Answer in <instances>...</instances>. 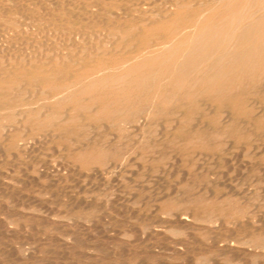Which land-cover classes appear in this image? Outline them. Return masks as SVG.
Listing matches in <instances>:
<instances>
[{
	"label": "bare ground",
	"instance_id": "1",
	"mask_svg": "<svg viewBox=\"0 0 264 264\" xmlns=\"http://www.w3.org/2000/svg\"><path fill=\"white\" fill-rule=\"evenodd\" d=\"M32 1H34V0H32ZM177 1H179V0H177ZM207 1H209V0H207ZM13 2H16V1L15 0H0V151H1V153L8 151V153L10 155L11 154L19 155L18 154L19 152H20V154H22V152L19 151L20 149L18 150V148H20L19 145L21 144V142L24 143L27 138H29L30 136L31 137L34 136L36 133H38L40 131L46 132L47 134L49 133L53 137L56 136L58 139H61V140L63 138L61 136L63 135L66 138H69L70 143H73V146H72L73 151H69V153L73 152V156H74L73 159H74L75 164H72V165H77V166H79V169L82 168L85 170V169H94L96 167H104V166L108 165L110 162H112L113 158H115V157L121 158L125 153L124 149L123 150L121 149L123 145H125V147L133 146L134 147L133 149H136V150H142V151L145 150L146 152L148 151L149 153L153 154V156L155 154H159V153H160L159 156H161V154L163 155V153L165 154L167 148H169L167 151V152H169L170 149L174 150L173 149L174 147L176 148L178 146L177 149H179V148L183 149V147H184L185 149L191 150V152H192L191 155L198 153L197 156H195V157H198L197 161H198V159L200 161V156L202 155V152L204 151V147L206 146V144L208 146L210 144H213V145H215L217 147H221V148L224 146H225L224 148H226V146L228 144H230V145L232 144V136H231L232 128L235 126V123L237 122V120L239 121V119H241V128H242L244 135L247 137V139H252L254 135H259V133H263V130L261 128L264 129V102L260 101L259 99H254L252 97L254 95L253 91L255 90L256 85H257L256 82H259L260 84H262L264 82V22L262 23V21L260 19L261 17L259 18V15L261 14V12L264 11V0H262V1L261 0H217V1L214 0L213 2H215V3H217V2L222 3L221 5L218 4V5H220V7H216V5H215V7H211V6L205 7L202 10L197 9V10L201 11L200 14L198 13L199 15L197 14L198 16L201 15V17H199L195 21L194 20L193 21L186 20L187 18L186 19L181 18V17L179 18L180 14H182V12H183L182 9L189 11L187 9H190L193 6V5H191V7H189L185 4L180 3V1H179L176 4L172 5L174 7V9L169 10V12H167L166 16H165V14L163 15V16H165L164 18L160 19L158 17V19H155V20H149L148 19V20H142V21L136 22V23L132 22V21L127 22L124 20L125 22L116 24L117 26H115L113 24L115 27L109 31H106L107 33L105 32V34L104 33L101 34L99 31L100 34H97V35H92L90 33H89L90 35L74 34V35H71L67 38H65V36H66L65 35L64 37H62L63 39L65 38L64 43H63V41L60 42L61 36H60V38H58L56 36V34L55 35L53 34V36H51L52 32L58 33L59 32L58 29L61 30V28L56 27V28H58L56 30H54L53 28H49L51 26L50 23H48L50 26L48 25L49 27H47V28L51 29L50 31H48V32L44 31V30H46L45 27L47 25L45 27L43 26L44 30L43 29L42 30L44 31V35H46L45 33H49L51 35L50 36L46 35L42 39L41 38V37H43L41 35L42 30L40 29L41 30L40 31L39 27H37L38 26L37 24H41V21L39 22V20L37 21V19L33 20L34 17H31L32 15H31V13L29 14L27 7H25V5H22V7L20 9V8H17L19 5L17 6ZM169 2L170 1H168L167 3H169ZM213 2L211 1V3H213ZM22 3H23V1H22ZM42 3H44V2H42ZM191 3H193V2H191ZM198 5H196V6H198ZM32 6H34V5L31 4V8L33 9ZM173 7H171V8H173ZM29 8H30V6H29ZM85 8H87V7L85 6ZM193 8H195V7L193 6ZM38 9H40V8L38 7ZM101 9H103V8H101ZM143 10H145V9H143ZM32 11H34V10H32ZM96 12H97V10H96ZM146 12H148V11H146ZM161 12H163V11H160V13ZM37 13H39V12H37ZM142 13H140V15ZM80 14H81V12H80ZM51 15L54 16L53 13ZM75 15H77V14H75ZM100 15L98 14V16H100ZM140 15H139V17H140ZM34 16H35V14H34ZM52 16H50L51 19H52ZM156 16H158V15H156ZM87 17H88V15H87ZM147 18H148V14H147ZM87 19L89 20V18H87ZM91 19H92V17H91ZM94 19L97 20L96 17H94ZM93 20H92V22L91 21H89V22H91L92 24L96 23V21L93 22ZM110 20H112V19H110ZM34 21L35 22L37 21L35 23L36 25L33 24ZM59 22H60V20H59ZM16 23H18V26H20V27L22 26V23H27V25L29 23V26L25 25V26H27L26 28L23 26L25 28L22 31L23 33L17 34V33H15L18 31L17 28L14 29L13 27L9 26V25L16 24ZM43 23H42V25H43ZM46 23H44V24H46ZM51 23L53 24L54 22H51ZM113 23H115V22H113ZM30 24H31V26H30ZM102 24H104V23H102ZM111 24H112V22H111ZM54 25H52V26L54 27ZM66 26L67 25H65V28L68 29ZM66 29H62L61 31L65 30V33H68L67 32L68 30L66 31ZM106 29H108V28H106ZM83 30L86 32L85 28ZM102 30H101V32L104 31V30L103 31ZM36 31L40 32V34L39 33L35 34L34 32H36ZM79 31H80V29H79ZM79 31H77V33ZM12 32H14L17 35L16 36L14 34V36L17 37V39L15 41H13L14 38L11 39L12 38ZM80 32H82V31H80ZM87 32H88V30H87ZM97 33H98V31H97ZM261 88H262V86H261ZM261 88L259 85L258 89H261ZM262 91L263 90H261V94H262ZM252 93H253V95L251 96ZM233 94L235 96H232ZM237 94H239L238 96H240L239 99L236 96ZM255 95L257 97H260L259 96L260 93L257 95L255 92ZM231 96L233 97L232 99H235V101L239 100V102L241 103L239 105V108L237 107V109L239 110L238 113H234L231 110L229 111V109H227L228 108L227 103L229 104V101H231V99H229ZM257 97H255V98H257ZM236 98H237V100H236ZM254 110L256 113L254 112ZM204 111L206 112L207 116L208 115L210 116V114H211V119H209V117H208V119H209L208 121H207V118L206 119L204 118L205 116H202L205 114ZM167 117L171 118V121L169 120L170 123L168 125L163 121V119L167 118ZM135 119L139 123L138 124L139 126L135 124L136 126H138L137 127L138 130L136 132L134 129L136 134H134L135 133L134 132L132 137L129 139L130 136L128 134H124L123 132H125L127 130V128H129L128 126L131 125V122L133 120L135 122ZM153 124L156 125L154 128H156V127L157 128L155 131L152 132L151 129L153 127ZM215 125H216V127H215ZM150 127H151V129H150L151 131L149 130ZM131 128H132V126H131ZM82 135L84 138H81ZM263 135H264V133L261 136L264 137ZM262 140H264V139H262ZM62 141H64V140H62ZM67 141H68V139H67ZM125 141H127V142L125 143ZM27 143L26 142L24 143L25 146ZM30 145H32V144H30ZM27 146L30 147L29 145H27ZM208 146H207V148H208ZM21 147H23V146L21 145ZM32 147H33V145H32ZM263 147H264V145L262 144V148ZM227 148H229V147H227ZM24 149H25V147H24ZM53 149H54V147H53ZM240 149L241 150L239 152L241 153V151H243L244 149L242 150V147ZM26 150H29V148H27ZM63 150H66V149L64 148ZM263 150H264V148H263ZM59 151L60 150H58L57 152H59ZM174 152H176V151L174 150ZM27 153H28V151H27ZM9 154L8 155L6 154V156L8 157ZM30 154H32V153H30ZM35 154H36V152H35ZM189 154H190V151H189ZM165 155H163V157ZM174 155L176 156V153H172V155H170V156H174ZM213 155H214V153H213ZM240 157H238V158H240ZM8 158H11V157H8ZM145 158L148 159V157H145ZM164 158H166V157H164ZM169 158H167V159H169ZM192 158H194V157H192ZM126 159L127 158H125L124 160H126ZM170 159H171V161H173L172 157ZM170 159H169V161H170ZM194 159H196V158H194ZM8 160H6V161H8ZM11 160H13V159H11ZM14 160H15V158H14ZM23 160H25V159H23ZM54 160H55V158H54ZM150 160L148 159L149 163H150ZM178 160H182V159L180 158ZM232 161H233V159H232ZM23 162H25V161H23ZM51 162L52 161H50V163ZM61 162H63V161H61ZM161 162L163 163V161H161ZM179 162H181V161H178V162L176 161V163H179ZM7 163H5L4 166H6ZM116 163H118V162H116ZM126 163L128 165L129 161L128 162L126 161ZM176 163H174V164H176ZM227 163H229V162L227 161L224 164L228 165ZM23 164H25V163H23ZM70 164H71V162H70ZM164 165H166V164H164ZM14 166L12 167V169L14 168ZM18 166L20 167L21 165H18ZM22 166H27V165H22ZM30 166L31 165H29V168H30ZM61 166L64 167V165H61ZM117 166L118 165H116V167ZM169 166H171V165H169ZM203 166H204V164H203ZM244 166H245V164H244ZM256 166H257V164H256ZM7 167H8V165H7ZM160 167H159V170H160ZM0 168L3 169L4 167L3 168L0 167ZM56 168L58 169V167H56ZM108 168L109 167H107V169ZM122 168H123V164H122ZM130 168H132V167H130ZM143 168H145V166ZM189 168L191 169V167H189ZM232 168H234V167H232ZM232 168H231V170H232ZM254 168H255V166H254ZM66 169H68V167H66ZM100 169H102V168H100ZM187 169H188V167L186 168V170ZM5 170H6V168H5ZM21 170L23 172V169H21ZM147 170H149V169H147ZM214 170H215V168H214ZM228 170H229V168H228ZM228 170H227V172H228ZM14 171H16V170H14ZM18 171H20V170H18ZM26 171H28V170H26ZM63 171H64V169H63ZM89 171H91V170H89ZM95 171H93V172H95ZM103 171H105V170L101 171L102 174L104 173ZM143 171H145V169ZM204 171H205V169H204ZM10 172H9V174H10ZM22 172H21V174H22ZM56 172H54V173H56ZM59 172L60 171H58V174H56V175L59 176V174L61 173V172L60 173ZM93 172L91 174H93ZM97 172L98 171H96V174H98ZM112 172H113V170H112ZM54 173H53V176L55 175ZM62 173L64 174V172H62ZM115 173H114V175L113 174H111V175L115 176L116 175ZM157 173H158V171H157ZM189 173H190V171H189ZM12 174H13V172H12ZM88 174H87V176H88ZM220 174H222V173H220ZM1 175H2V172H1ZM13 175H15V174H13ZM20 175H18V176H20ZM24 175L26 177L27 173ZM183 175H181V176H183ZM206 175H205V177H206ZM79 176H80L79 179H82L81 177H83V176H81V175H79ZM100 176H101V174H100ZM113 176L112 177L110 176V178H113ZM189 176H190V174H189ZM197 176H199V175H197ZM226 176H227V173H226ZM49 177H50V175H49ZM184 177H185V175H184ZM21 178L22 177L20 176V181L23 182L21 180ZM41 178L44 179L43 177H41ZM60 178H62V177H60ZM88 178L90 179V175ZM98 178H99V176H98ZM148 178H149V176H148ZM181 178L183 180V177H181ZM181 178H179V180ZM185 179H187V180H185ZM194 179H196V177L193 178V180ZM0 180H1V178H0ZM18 180H19V178H18ZM56 180L60 181L59 178H57ZM116 180L117 179H115V181L114 180H112V181L118 182ZM182 180H180V181L182 182ZM184 180L187 183L186 184L187 186H191L190 189L192 188V186L194 188V186L197 184L195 181H193L189 178H184ZM63 181H64V179H63ZM63 181H61V183H63ZM88 181H86V182H88ZM90 181H91V179H90ZM67 182H68V180H67ZM100 182H102V181L100 180ZM181 182H179L178 185H180ZM221 182H223V184H224V181H221ZM25 183L27 184L28 182H25ZM50 183H51V181H50ZM54 183H55V181H54ZM88 183H86V184H88ZM11 184H13V183H10V185ZM56 184H57V182H56ZM157 184H159V183H157ZM189 184H191V185H189ZM1 185H3V184H1ZM21 185L24 186L23 184H21ZM47 185H49V184H47ZM52 185H51V187H52ZM121 185L122 184H120V187H121ZM125 185H127V184H125ZM136 185H138V184H136ZM201 185H203V184H201ZM4 186H6V185L4 184ZM7 186H8V184H7ZM74 186H76V185H74ZM204 186L205 185H203V187ZM230 186L231 185H229V187ZM18 187H20V186H18ZM170 187H173V186H170ZM211 187L213 188V185ZM217 187H219V185ZM246 187H248V186H246ZM42 188H43V186H42ZM91 188H92V186L90 187V189ZM140 188H141V185H140ZM159 188H160V186H159ZM159 188H158V190L160 191ZM0 189H4V188L0 187ZM21 189H22V187H21ZM125 189H127V188H125ZM173 189H174V187H173ZM179 189L181 190L182 187H180ZM225 189H227V186ZM5 190H4V194H5V192L9 191V190L5 191ZM43 190L45 191V189H43ZM58 190H60V189L58 188ZM62 190L65 191L66 189L64 190V188H63ZM77 190H78V188H77ZM94 190L96 191V189H94ZM142 190H144V188ZM192 190H191V192H192ZM0 191L3 192V190H0ZM16 191H18V190H16ZM79 191H80V189H79ZM90 191H93V190H90ZM162 191H164V190H162ZM20 192L18 195H20ZM175 192H177V191H175ZM175 192L173 191V193H175ZM186 192L187 193H185V189H184V193L181 192V194H180L177 192L178 194H180V196L177 195V198H176L177 205H176L175 209H171V208H169V209L163 208L162 209L161 208V210L164 211V213H172L173 216H175V218L177 220L176 222L179 225L181 223L182 225L185 224L186 226L187 225L189 226V224L191 225V223H190L191 221L192 222L199 221L200 223H201V221L208 222L206 224H213V223L215 224L218 222V223H222V225H223L225 222V219H227V218L229 219V217L231 218V215H233V216H236V215L244 216V214L247 213L245 210H242V208L240 206L231 204L226 200L221 201L218 204L213 203V199H215L214 201H216V196L213 195L212 190L209 189L208 187L205 190V195H203V197H199L200 195L197 196V194H199V193L188 194V191H186ZM229 192H230V190L227 193H229ZM15 193L17 194V192H15ZM22 193H23V191H22ZM249 193H253V192L250 191ZM4 194L3 193L1 194V195L5 196L4 198L2 197V199L6 198V195H4ZM13 194L14 193H12V195ZM171 194L168 193L167 194L168 197L172 196ZM18 195H15V196H18ZM28 195H30V194H28ZM88 195H91V194H88ZM88 195H87V197H88ZM114 195L115 194H113V196ZM63 196L64 195H62V197ZM65 196H66V194H65ZM11 197L12 196L10 195V198H9L10 201L14 196L12 198ZM20 197L21 196H19V198ZM25 197L27 198L26 195H25ZM66 197H64V198H66ZM145 197H146V195H145ZM148 197H146V198H148ZM14 198H17V197H14ZM67 198H66V200H67ZM100 198H101V196H100ZM20 199H25V198L22 197ZM20 199H19V201H20ZM170 199H172V198L170 197ZM71 200L72 199H70L69 201L71 202ZM78 200H80V199L78 198ZM120 201H121V199H120ZM139 201H141V198ZM157 201H159V200L157 199ZM229 201H230V199H229ZM16 202H18V200H16ZM118 202H119V200H118ZM118 202H115V203L118 204ZM259 202H260V200H259ZM21 203H22V201H21ZM37 203H38V201H37ZM90 203L84 202L85 207L92 208L93 207L92 205H94V203H92V202H90ZM22 204H24V203H22ZM27 204L25 203L24 206L26 207ZM39 204L37 205L35 203V205L37 206L36 208H38V207L40 208ZM44 204H46V203H44ZM76 204L79 206L80 202L76 203ZM76 204H75V206H76ZM81 204H82L81 206H83V203H81ZM96 205H98V204H95V207H97ZM112 205L113 204H111V206ZM3 206L4 205L1 204L0 208ZM28 206H30V205H28ZM111 206H109V207H111ZM25 207H24V209L28 208V207L27 208H25ZM33 207H34V209L32 208V211H30L28 209H27L28 211H26V210L25 211L26 212H29V211L34 212L35 206H33ZM50 207H51V205H50ZM116 207H117V205H116ZM123 207H121V209L122 208L125 209V206H123ZM127 207L125 209L126 211H127ZM173 207H175V205ZM77 208H79V207H77ZM5 209H6V207H5ZM8 209H10V208H8ZM8 209L6 211H8ZM131 209H130V211H131ZM13 210L14 209H12L11 213L15 212V210H14V212H13ZM36 210L39 211L38 209H36ZM74 210H75V208H74ZM100 210H101V207H100ZM125 210H122V211L124 212ZM128 210H129V208H128ZM25 211H23V215H24ZM116 211H117V209H116ZM102 212H104V211H102ZM16 213H18V212L16 211ZM34 213H37V212H34ZM56 213H58V212H56ZM59 213H61V212H59ZM67 213H69V212H67ZM88 213L91 214V212H89V211H88ZM8 214H6V215H8ZM39 214H43V213H39ZM90 214H88V215L90 216ZM128 214H129V212H128ZM134 214L136 215V213H134V212L131 215H134ZM260 214H258V215H260ZM25 215H27V213ZM84 215H86V214H84ZM110 215L111 214H109V216ZM54 216H52V217H54ZM79 216H78V218H79ZM169 216H171V215H169ZM181 216H182V218H181ZM21 217L25 218L24 216H21ZM35 217H36V215H35ZM69 217H71V216H69ZM29 218H31V217H29ZM46 218H48V217H46ZM56 218H58V217H56ZM61 218L64 219V217H61ZM72 218H74V217H72ZM72 218H70V219H72ZM87 218H89V217H87ZM130 218H131V216H130ZM244 218H245V216H244ZM7 219H8V217H7ZM54 219H53V221H54ZM27 220H28V218H27ZM8 221H6V222H8ZM21 221H22V219H21ZM31 221H33L32 218H31ZM44 221H46V220H44ZM68 221H70V220H68ZM144 221H146V220H144ZM48 222H52V221L49 220ZM204 222H203V224H205ZM226 222H227V220H226ZM12 223L13 222L10 223V226ZM65 223H67V222H65ZM69 223H71V222H69ZM168 223H170V222H168ZM196 223L198 224V222H196ZM236 223L238 224L239 222L236 221ZM19 224H21V223H19ZM84 224H85V222H84ZM98 224H99V222H98ZM192 224H194V223H192ZM0 225H1V223H0ZM8 225H9V223H8ZM16 225H18V224H16ZM34 225H35V223H34ZM173 225H175V223ZM228 225H229V223H228ZM20 226L22 227V225H20ZM59 226H60V224H59ZM124 226L127 227V225H124ZM124 226H121V227H124ZM196 226L198 227L199 225H196ZM208 226H210V225H208ZM254 226L253 227L250 226L249 229L247 228L248 231H247L246 236H248V237H250V235L255 236L256 231L253 229ZM33 227L34 226H32V228ZM130 227H131V225H130ZM10 228L13 229V227H10ZM69 228H71V227H69ZM80 228L82 229V227H80ZM99 228H101V227H99ZM128 228H129V226H128ZM183 228H185V227L183 226L182 229ZM204 228L206 229V227H204ZM209 228H211V227H208V229ZM17 229L18 228H16V230ZM103 229H101V230H103ZM172 229L170 230V232L174 231ZM224 229H226V228H224ZM83 231H84V229H83ZM160 231H162V229H160ZM178 231H180V233H181V230H178ZM215 231H216V229H215ZM52 232L54 233L55 231H52ZM60 232H62V231H60ZM64 232H65V230H64ZM77 232H78V230H77ZM91 232H92V230H91ZM104 232H105V230H104ZM130 232H126V234L125 233L124 234L127 236V233H130ZM167 232H168V234H170L169 237H171V233H173V232H171V233L169 231H167ZM191 232L194 233V231H191ZM191 232H190V234H191ZM0 233H3V232H0ZM16 233H18V231ZM25 233L27 234V235L25 234V237L28 236L27 238H29L30 236L28 235V231ZM47 233H48V231H47ZM88 233H87V236H88ZM100 233H101V231H100ZM115 233H116V231H115ZM139 233L137 232L136 234H139ZM228 233L233 234L232 232H229V230H228ZM74 234L76 235V233H74ZM181 234H182V236H185V235H183V232ZM224 234H225V232H224ZM21 235L24 236V234H22V233H21ZM35 235H36V231H35ZM44 235H45V233H44ZM56 235L58 236L57 233H56ZM63 235H65V234H63ZM98 235H100V234H98ZM105 235H107V234H104V236ZM172 235L175 236L174 234H172ZM111 236L112 235H110V237ZM191 236H192V234H191ZM223 236H225V235H223ZM0 237H1V235H0ZM15 237H16V235H15ZM47 237H49V236H47ZM58 237H60V236H58ZM91 237L94 238L93 236H91ZM106 237H108V235ZM207 237L210 238L209 235H207ZM9 238H10V236H9ZM18 238L19 237H17L16 239H18ZM69 238H70V236L68 237V240H69ZM74 238L76 239V237H74ZM79 238H80V236H79ZM81 238H84V236ZM115 238H116V236H115ZM115 238H113V239H115ZM148 238H149V236H148ZM150 238L152 239V237H150ZM171 238H169V240ZM173 238H175V237H173ZM35 239H39V236H38V238L35 237L33 239V241ZM45 239L46 238H44V240ZM72 239H73V237H72ZM72 239L70 241H72ZM95 239H96V237L94 238V240ZM108 239H107V241H108ZM113 239L112 240L110 239V240L114 242ZM163 239H162V241H163ZM205 239H206V237H205ZM205 239H203V237H202V240H205ZM247 239H249V238H247ZM62 240H67V239H65V237H64V239H62ZM121 240H119V241L121 242ZM146 240H147V238H146ZM159 240H161V239H159ZM13 241H15V240H13ZM6 242H8V241H6ZM17 242H19V241H17ZM21 242H23V241H21ZM65 242H68V241H65ZM86 242H88V241H86ZM102 242L104 243V241H102ZM113 242H112V245L115 243V242L114 243ZM33 243H35V242H33ZM37 243L39 244V242H37ZM49 243L50 242H48L47 244H49ZM52 243H50V244L54 246L55 243L54 244H52ZM108 243H109V241H108ZM137 243H139V242H137ZM140 243L143 244L142 242H140ZM155 243H157V241ZM179 243H181V241H179ZM228 243H229V241H228ZM228 243H226V245L224 247L219 248V251L232 252L234 254L240 253L237 250L240 247L235 249L232 245L233 242L231 243L232 246L229 245ZM6 244H5V246H6ZM115 244H117V243H115ZM144 244H146V243H144ZM151 244H153V243H151ZM248 244H250V243L248 242ZM55 245H57V244H55ZM154 245H156V244H154ZM9 246L13 247V244L9 245ZM36 246H39V245H36ZM40 246H41V244H40ZM53 246H51V248ZM56 247H58V245ZM110 247H111V245H110ZM86 248H88V247H86ZM108 248H109V246H108ZM255 248L259 249V250L263 249L264 244H257ZM2 249H3V247H2ZM66 249H67V247H66ZM32 250H37V249H32ZM105 250H107V249H105ZM110 250L112 253L113 250L111 248H110ZM115 250L117 252V249H115ZM118 250H120V249H118ZM5 251H6V249H5ZM10 251H13V250H10ZM18 251H20V250L18 249ZM26 251H27L26 254H29L28 250L25 249V252ZM38 251H39V249H38ZM47 251H45V252H47ZM54 251L55 250H53V253H54ZM56 251H58V250H56ZM130 251H129V253H131ZM167 251H168V249H167ZM30 252H32V251H30ZM92 252H94V251H92ZM15 253L16 252H14V255H15ZM78 253L81 254V252H78ZM158 253H160V252H158ZM8 254H10V253H8ZM63 254H65V252ZM252 254H254V253L252 252ZM30 255H31V253H30ZM67 255L69 256V254H65L64 256L66 257ZM83 255H84V253H83ZM163 255H166V253ZM163 255H162V257H163ZM172 255L175 256V258H179V257L185 256V252L183 251V249L181 247L180 249H173ZM11 256H12V254H11ZM75 256H77V255H75ZM84 256L86 257V255H84ZM128 257H129V255H128ZM138 257H140V256H138ZM6 258H8V257H5V259ZM30 258L32 259V255ZM82 258H83V256H82ZM101 258H103V257H101ZM110 258H111V256H110ZM39 260H41V259H39ZM4 261L5 260H3V262ZM8 261L10 263V260H8ZM72 261H75V260L72 259ZM117 261H116V264H118ZM141 261H143V260H141ZM36 262L37 261H35V263ZM40 262H42V261H40ZM96 262H97V260H96ZM7 263H5V264H7ZM2 264H4V263H2ZM50 264H53V263H50ZM193 264H194V262H193Z\"/></svg>",
	"mask_w": 264,
	"mask_h": 264
},
{
	"label": "rangeland",
	"instance_id": "2",
	"mask_svg": "<svg viewBox=\"0 0 264 264\" xmlns=\"http://www.w3.org/2000/svg\"><path fill=\"white\" fill-rule=\"evenodd\" d=\"M15 3L18 7L20 8L22 7V5H25V7H27V10L29 12V14L31 13V17H34L33 20L37 19V21L39 20V22L41 21V24H37L39 27V30L43 29L44 27L46 30H44L45 32L50 31L51 29L49 28H53L54 30L58 29L56 27H59L62 29H66L65 25H67L66 27L68 29H66V31L68 33H65L64 31H61L58 29V33H45L46 35H51L53 36V34L60 38L61 36V40L60 42L65 41V38L74 35V34H81V35H97V34H102L106 31H109L111 29H113L115 26H117L116 24L125 22V21H132V22H140L142 20H155L158 19V17L164 18L167 14V12H169V10L174 9V7L172 5L176 4L177 2L180 1V3L185 4L189 7H191V5H193L195 8H193V6L190 9H187L189 11H186L184 9L182 14H180L179 18H184L186 20L189 21H195L197 20L200 16H198L201 11L197 10V9H204L205 7H220V5L222 4L221 2H213L214 0H15ZM23 1V3H22ZM28 1V2H27ZM41 1V2H40ZM51 1V2H50ZM78 1V2H77ZM168 1H170L169 3H167ZM203 1V2H202ZM211 1L213 3H211ZM217 1V0H215ZM262 1V0H261ZM19 4H18V3ZM33 2V3H32ZM39 2V3H38ZM44 2V3H42ZM46 2V3H45ZM69 2V3H68ZM75 2V3H74ZM172 2V3H171ZM193 2V3H191ZM205 2V3H204ZM37 3V4H36ZM103 3V4H102ZM211 3V4H210ZM30 4V5H29ZM31 4L34 5L32 6L33 9L31 8ZM45 4V5H44ZM51 4V5H50ZM67 6H66V5ZM112 4V5H111ZM146 4V5H145ZM199 4V5H198ZM208 4V5H207ZM220 4V5H218ZM27 5V6H26ZM198 5V6H196ZM213 5V6H212ZM30 6V8H29ZM85 6L87 8H85ZM138 6V7H137ZM166 6V7H165ZM168 6V7H167ZM36 9H35V8ZM38 7L40 9H38ZM65 7V8H64ZM67 7V8H66ZM103 9H101V8ZM110 7V8H109ZM173 7V8H171ZM198 7V8H197ZM58 8V9H57ZM140 8V9H139ZM30 9V10H29ZM34 11H32V10ZM38 9V10H37ZM49 11H48V10ZM51 9V10H50ZM79 9V10H78ZM97 12H96V10ZM99 9V10H98ZM105 9V10H104ZM146 11H150L149 13ZM194 9V10H193ZM64 10V11H63ZM94 10V11H93ZM138 12H137V11ZM39 13H37V12ZM55 11V12H54ZM58 11V12H57ZM74 13H73V12ZM83 11V12H82ZM92 11V12H91ZM99 11V12H98ZM105 11V12H104ZM160 11H163L160 13ZM71 12V13H70ZM81 12V14H80ZM88 12V13H87ZM95 12V13H94ZM101 12V13H100ZM124 12V13H123ZM140 13H142L139 17ZM193 12V13H192ZM44 13V14H43ZM53 13L54 16H52L51 14ZM87 13V14H86ZM116 13V14H115ZM159 13V14H158ZM192 13V14H191ZM199 13V14H198ZM35 14V16H34ZM77 14V15H75ZM98 14L101 16H98ZM147 14H148V18H147ZM165 14V16H163ZM198 14V15H197ZM263 14V15H262ZM43 15V16H42ZM52 16V19L50 16ZM88 15V17H87ZM92 15V16H91ZM97 15V16H96ZM115 17H114V16ZM158 15V16H156ZM160 15V16H159ZM38 16V17H37ZM48 16V17H47ZM84 16V17H83ZM105 16V17H104ZM125 16V17H124ZM139 18H138V17ZM144 16V17H143ZM45 19H44V18ZM92 17V19H91ZM94 17H96L97 20L94 19ZM99 17V18H98ZM136 17V18H135ZM204 17V16H203ZM261 17V18H260ZM47 18V19H46ZM54 18V19H53ZM65 18V19H64ZM89 18V20L87 19ZM137 20H135V19ZM138 18V19H137ZM258 18V17H257ZM259 18L261 19L262 23L264 22V11L261 12V14L259 15ZM258 18V19H259ZM49 19V20H48ZM60 22H59V20ZM62 19V20H61ZM91 19V20H90ZM94 19V20H93ZM112 19V20H110ZM141 19V20H140ZM46 20V21H45ZM96 21V23L92 24L91 22ZM102 20V21H101ZM125 20V21H124ZM36 21V22H37ZM46 23V24H44ZM66 21V22H65ZM76 21V22H75ZM85 21V22H84ZM91 21V22H89ZM119 21V22H118ZM35 21L33 22L34 25H36ZM51 22H54L53 24ZM88 22V23H87ZM112 22V24H111ZM115 22V23H113ZM118 22V23H117ZM43 23V25H42ZM50 23L51 26L48 24ZM68 23V24H67ZM87 23V24H86ZM90 23V24H89ZM100 23V24H99ZM104 23V24H102ZM17 24V25H16ZM16 24H12L9 25L11 27H13L14 29L17 28V32L15 33H23V29H25L27 26H29V23L27 25V23H22V26H18V23ZM24 24V25H23ZM55 24V25H54ZM59 24V25H58ZM108 24V25H107ZM115 26H114V25ZM15 25V26H14ZM20 25V24H19ZM27 25V26H25ZM42 25V26H41ZM50 27H49V26ZM54 25V27L52 26ZM62 25V26H61ZM105 25V26H104ZM25 28H24V27ZM31 26V24H30ZM44 26V27H43ZM20 27V28H19ZM49 27V28H47ZM71 27V28H70ZM73 27V28H72ZM80 27V28H79ZM89 27V28H88ZM19 28V29H18ZM75 28V29H74ZM86 29V32L88 30V32L86 33L83 29ZM101 28V29H100ZM108 28V29H106ZM48 29V30H47ZM78 29V30H77ZM82 31L80 32L79 31ZM100 29V30H99ZM104 31H103V30ZM21 30V31H20ZM40 30V31H41ZM42 32V39L46 36L44 35V31ZM73 30V31H72ZM90 30V31H89ZM95 30V31H94ZM101 30L103 32H101ZM77 31H79L77 33ZM92 31V32H91ZM98 31V33H97ZM100 31V33H99ZM74 32V33H73ZM76 32V33H75ZM95 32V33H94ZM14 32H12V38H14L13 41H15L17 39V35ZM29 33V32H28ZM35 34L40 32H34ZM63 33V34H62ZM71 33V34H70ZM90 33V34H89ZM107 33V32H106ZM14 34L16 36H14ZM68 34V35H67ZM24 35V34H23ZM63 35V36H62ZM66 35V36H65ZM40 36V35H39ZM65 38L63 39L62 37ZM48 37V36H47ZM59 42V43H60ZM256 88L253 91V93L251 94V96L253 95L252 98L254 99H259L260 101L264 102V82L262 84H260L259 82H256ZM260 85V88L262 86L261 89H258ZM261 90L262 94H261ZM258 95L260 93V97H257L255 95ZM239 94H237V98L239 99L240 96H238ZM232 96H235L234 94ZM230 97L229 99H231V101H229V104L227 103V109H229V111L231 110L234 113H238L239 110L237 109V107L239 108V105L241 104L238 101H235V99H232L233 97ZM257 97V98H255ZM263 97V98H262ZM235 98V97H234ZM236 98V100H237ZM261 98V99H260ZM237 109V110H236ZM255 112V110H254ZM204 118H207V121L209 119H211V114L210 116L206 115V112L204 111ZM256 113V112H255ZM241 116V115H240ZM209 117V119H208ZM168 118V119H167ZM164 118L163 121L168 125L171 121L170 117ZM170 120V121H169ZM168 121V122H167ZM137 122V123H136ZM239 123V124H238ZM138 125V121L135 119L131 122V125L128 126L129 128H127V130L125 132H123L124 134H128L130 137L129 139L132 137L133 133L136 131L137 132V127ZM132 126V128H131ZM156 125L153 124V127L151 129V127L149 128V130L151 129L152 132L156 130V128H154ZM216 127V125H215ZM135 129V131H134ZM154 129V130H153ZM263 130L264 133V129L261 128ZM150 130V131H151ZM132 132V133H131ZM136 132L134 134H136ZM231 136H232V144H228L226 146V148L224 147H217L213 144H210L209 146L206 144V146L204 147V151L202 152V157L200 156V161L195 157L197 156V154L195 153L194 155H191L192 152L189 149H185L183 147L177 149V147L173 148L176 152H174V150H169V148H167L165 154L163 153V155H165L164 158L163 155L160 153L159 154H155L153 156V154L149 153L148 151L145 152L142 150H136L133 149V146H127L125 147V145L122 146V150L124 149V155L120 158H113L112 162H110L108 165L104 166V167H96L94 169H79V166L77 165H72L75 164L74 163V156H73V152L69 151H73V143H70L69 138H66L65 136H61L63 137L62 141L61 139H58L56 136L53 137L52 135H50L49 133L47 134L46 132H38L36 133L34 136H30L29 138H27L25 140V142L27 143V145H29L30 147H26L25 146V142H21V144L19 145L20 148H18L19 151L22 152V154H20V152L18 153L19 155H15V154H9L8 151L6 152H2L0 151V167H4L3 169L0 170V175L2 172V175L0 176L1 180H0V187L4 188V189H0L3 190V192L0 193V206L1 204L4 205L6 207L3 206L0 208V233L1 235V239H0V263H7V264H116V261L118 264H264V248L263 249H256V245L257 244H264V150L262 148V144L264 145V137H262L261 135L263 133H259V135H254L252 139H247V137L244 135L242 128H241V119H239V121L237 120V122L235 123V126L232 128V132H231ZM264 136V135H263ZM239 137V138H238ZM241 137V138H240ZM81 138H84L83 135ZM32 139V140H31ZM68 139V141H67ZM128 139V140H129ZM239 139V140H238ZM127 140V141H128ZM30 141V142H29ZM55 141V142H54ZM67 141V142H66ZM125 141V143L127 142ZM259 143H258V142ZM32 142V143H31ZM69 142V143H68ZM262 142V143H261ZM67 143V144H66ZM32 144V145H30ZM50 144V145H49ZM54 144V145H53ZM57 144V145H56ZM65 144V145H64ZM70 144V145H69ZM129 144V143H128ZM261 144V145H260ZM21 145L23 147H21ZM53 145V146H52ZM242 145V146H241ZM260 145V146H259ZM46 146V147H45ZM65 146V147H64ZM208 146V148H207ZM211 146V147H210ZM255 146V147H254ZM25 147V149H24ZM54 147V149H53ZM56 147V148H55ZM229 147V148H227ZM242 147L241 153L239 152ZM247 147V148H246ZM27 148H29V150H26ZM34 150H33V149ZM46 148V149H45ZM62 148V149H61ZM66 150H63V149ZM211 148V149H210ZM262 148V149H261ZM57 149V150H56ZM207 149V150H206ZM58 150H60L59 152H57ZM134 150V151H133ZM209 150V151H208ZM259 150V151H258ZM262 150V151H261ZM24 151V152H23ZM28 151V153H27ZM139 151V152H138ZM182 151V152H181ZM190 151V154H189ZM215 151V152H214ZM220 151V152H219ZM226 151V152H225ZM34 152V153H33ZM36 152V154H35ZM133 152V153H132ZM239 152V153H238ZM244 152V153H243ZM11 157L8 158L6 156V154ZM27 153V154H26ZM32 153V154H30ZM130 153V154H129ZM135 153V154H134ZM147 155H146V154ZM172 153H176V156H170L172 155ZM214 153V155H213ZM259 155H258V154ZM32 156H30V155ZM35 154V155H34ZM128 154V155H127ZM146 156H145V155ZM53 155V156H52ZM133 155V156H132ZM144 155V156H143ZM242 155V156H241ZM252 155V156H251ZM22 156V157H21ZM136 156V157H135ZM153 156V157H152ZM172 157V160L169 158ZM184 156V157H183ZM187 156V157H186ZM191 156V157H190ZM217 158H216V157ZM240 158H238V157ZM19 157V158H18ZM148 157V159L150 160V163L148 162V159L145 158ZM179 157V158H178ZM196 159H194V158ZM233 157V158H232ZM253 157V158H252ZM15 158V160H14ZM31 158V159H30ZM55 158V160H54ZM125 158H127L126 160H124ZM165 160H164V159ZM169 158V159H167ZM176 158V159H175ZM182 159V160H178V159ZM208 158V159H207ZM236 158V159H235ZM9 159V160H8ZM13 159V160H11ZM20 159V160H19ZM25 159V160H23ZM136 159V160H135ZM139 159V160H138ZM147 159V160H146ZM153 159V160H152ZM185 161H184V160ZM194 159V160H193ZM214 159V160H213ZM233 159V161H232ZM239 161H238V160ZM8 160V161H6ZM20 162H19V161ZM22 160V161H21ZM29 160V161H28ZM49 160V161H48ZM175 160V161H174ZM187 160V161H186ZM191 160V161H190ZM203 160V161H202ZM226 160V161H225ZM258 160V161H257ZM11 161V162H10ZM25 161V162H23ZM50 161H52L50 163ZM63 161V162H61ZM124 161V162H123ZM126 161L128 163H126ZM153 161V162H152ZM158 161V162H157ZM160 161V162H159ZM163 161V163L161 162ZM167 161V162H166ZM176 161H181L179 163H176ZM184 161V162H183ZM228 165L224 164L226 162ZM8 162V163H7ZM19 162V163H18ZM57 164H56V163ZM71 162V164H70ZM114 162V163H113ZM118 162V163H116ZM123 162V163H122ZM145 164H144V163ZM176 164H174V163ZM192 162V163H191ZM224 162V163H223ZM5 163H7L6 166ZM18 163V164H17ZM25 163V164H23ZM29 163V164H28ZM54 163V164H53ZM60 163V164H59ZM63 163V164H62ZM116 163V164H115ZM123 164V168H122V164ZM125 163V164H124ZM175 165H173V164ZM186 163V164H185ZM237 163V164H236ZM10 164V165H9ZM69 164V165H68ZM111 164V165H110ZM136 164V165H135ZM161 164V165H160ZM166 164V165H164ZM171 166H169V165ZM195 164V165H194ZM204 164V166H203ZM230 164V165H229ZM245 164V166H244ZM248 164V165H247ZM257 164V166H256ZM16 167H15V166ZM18 165H27V166H18ZM29 165L30 168H29ZM61 165H64L61 166ZM115 165V166H114ZM116 165H118L116 167ZM148 165V166H147ZM168 165V166H167ZM182 165V166H181ZM199 165V166H198ZM201 165V166H200ZM250 165V166H249ZM252 165V166H251ZM14 166V168L12 169V167ZM18 166V167H17ZM121 166V167H120ZM132 168H130V167ZM145 166V168H143ZM147 166V167H146ZM161 166V167H160ZM177 166V167H176ZM179 166V167H178ZM225 166V167H224ZM255 166V168H254ZM58 167V169L56 168ZM66 167H68V169H66ZM107 167H109L107 169ZM115 167V168H114ZM149 167V168H148ZM160 167V170H159ZM165 167V168H164ZM168 169H167V168ZM171 167V168H170ZM176 169H175V168ZM188 167V169L186 170V168ZM191 167V169L189 168ZM199 167V168H198ZM234 167V168H232ZM6 168V170H5ZM78 168V169H77ZM102 168V169H100ZM113 168V169H112ZM215 168V170H214ZM229 168V170H228ZM232 168V170H231ZM242 168V169H241ZM248 168V169H247ZM253 168V169H252ZM8 169V170H7ZM23 169V172L22 170ZM55 169V170H54ZM64 169V171H63ZM97 169V170H96ZM105 170L103 171L104 175L102 174V172L100 170ZM108 171H107V170ZM127 169V170H126ZM145 169V171H143ZM149 169V170H147ZM164 169V170H163ZM184 169V170H183ZM205 169V171H204ZM16 170V171H14ZM20 170V171H18ZM28 170V171H26ZM73 170V171H72ZM89 170H93V171H98L96 174V171L93 172V174H91L92 172ZM113 170V172H112ZM122 170V171H121ZM147 170V171H146ZM166 170V171H165ZM178 170V171H177ZM183 170V171H182ZM194 170V171H193ZM228 170V172H227ZM235 170V171H234ZM237 170V171H236ZM251 170V171H250ZM5 171V172H4ZM11 171V172H10ZM57 171V172H56ZM58 171H60L59 176L56 175L58 174ZM78 171V172H77ZM158 171V173H157ZM161 171V172H160ZM177 171V172H176ZM185 171V172H184ZM187 171V172H186ZM190 171V173H189ZM216 171V172H215ZM7 172V173H6ZM10 172V174H9ZM15 174L13 175L12 174ZM20 172V173H19ZM26 177L24 174H26ZM56 172V173H54ZM64 172V174L62 173ZM75 172V173H74ZM80 172V173H79ZM87 172V173H86ZM108 172V173H107ZM110 172V173H109ZM112 172V173H111ZM116 172V173H115ZM133 172V173H132ZM184 172V173H183ZM17 173V174H16ZM41 173V174H40ZM52 173V174H51ZM53 173L55 174L53 176ZM89 173V174H88ZM114 173L116 174L115 176ZM123 173V174H122ZM126 173V174H125ZM130 173V174H129ZM156 173V174H155ZM186 173V174H185ZM198 173V174H197ZM218 173V174H217ZM222 173V174H220ZM227 173V176H226ZM253 173V174H252ZM21 174V175H20ZM62 174V175H61ZM88 174V176H87ZM101 174V176H100ZM109 174V175H108ZM113 174V175H111ZM122 174V175H121ZM148 174V175H147ZM165 174V175H164ZM177 174V175H176ZM185 177H184V175ZM190 174V176H189ZM207 174V175H206ZM225 174V175H224ZM7 175V176H6ZM11 175V176H10ZM20 175L22 178L21 180L23 182L20 181ZM29 175V176H28ZM50 175V177H49ZM75 175V176H74ZM82 179H79L80 176ZM90 175V179L88 178ZM176 175V176H175ZM183 175V176H181ZM193 175V176H192ZM195 175V176H194ZM199 175V176H197ZM204 175V176H203ZM206 175V177H205ZM219 175V176H218ZM236 175V176H235ZM94 176V177H93ZM99 176V178H98ZM104 176V177H103ZM110 176L113 178H110ZM117 176V177H116ZM131 176V177H130ZM138 176V177H137ZM149 176V178H148ZM196 177V179L193 180V178ZM223 176V177H222ZM4 177V178H3ZM16 177V178H15ZM41 177H43L44 179H42ZM62 177V178H60ZM68 177V178H67ZM97 177V178H96ZM183 177V180L182 178ZM216 177V178H215ZM19 178V180H18ZM41 178V179H40ZM48 178V179H47ZM53 178V179H52ZM57 178L60 179V181L56 180ZM93 178V179H92ZM105 178V179H104ZM121 178V179H120ZM137 178V179H136ZM158 178V179H157ZM179 178H181L180 180H182V182L179 180ZM184 178H189L193 181H195L197 184L194 186H192V188L190 189L191 186H187ZM234 178V179H233ZM258 178V179H257ZM260 178V179H259ZM5 179V180H4ZM16 179V180H15ZM39 181H38V180ZM64 179V181H63ZM76 179V180H75ZM79 179V180H78ZM115 179H117L116 181L118 182H114ZM144 179V180H143ZM202 179V180H201ZM236 179V180H235ZM44 180V181H43ZM47 180V181H46ZM49 180V181H48ZM68 180V182H67ZM90 182H89V181ZM100 180L102 182H100ZM106 180V181H105ZM114 180V181H112ZM121 182H120V181ZM205 180V181H204ZM227 180V181H226ZM14 181V182H13ZM18 181V182H17ZM28 182L27 184L25 182ZM43 181V182H42ZM51 181V183H50ZM55 181V183H54ZM61 181H63V183H61ZM74 181V182H73ZM88 181V182H86ZM97 181V182H96ZM159 181V182H158ZM161 181V182H160ZM224 181V184L223 182ZM229 181V182H228ZM235 181V182H234ZM254 181V182H253ZM4 182V183H3ZM17 184H16V183ZM57 182V184H56ZM68 184H67V183ZM78 182V183H77ZM95 182V183H94ZM128 182V183H127ZM164 182V183H163ZM176 182V183H175ZM179 182H181L180 185ZM202 182V183H201ZM204 182V183H203ZM226 182V183H225ZM240 182V183H239ZM260 182V183H259ZM10 183H15L14 185ZM38 183V184H37ZM72 183V184H71ZM80 183V184H79ZM85 183V184H84ZM88 183V184H86ZM116 183V184H115ZM131 183V184H130ZM151 183V184H150ZM159 183V184H157ZM207 183V184H206ZM221 183V184H220ZM228 183V184H227ZM233 183V184H232ZM245 183V184H244ZM262 183V184H261ZM4 184L6 186H4ZM8 184V186H7ZM20 184V185H19ZM21 184H23L24 186H22ZM49 184V185H47ZM53 184V185H52ZM55 184V185H54ZM67 184V185H66ZM120 184L121 187H120ZM127 184V185H125ZM138 184V185H136ZM205 185L203 187V185ZM223 184V185H222ZM244 184V185H243ZM28 185V186H27ZM40 185V186H39ZM46 185V186H45ZM52 185V187H51ZM70 185V186H69ZM76 185V186H74ZM141 185V188H140ZM191 185V184H189ZM213 185V188L211 187ZM219 185V187H217ZM229 185H231L229 187ZM4 186V187H3ZM20 186V187H18ZM43 186V188H42ZM45 186V187H44ZM63 186V187H62ZM69 186V187H68ZM79 186V187H78ZM87 186V187H86ZM92 186V188L90 189V187ZM156 186V187H155ZM160 186V188H159ZM166 186V187H165ZM173 186V187H170ZM201 186V187H200ZM210 186V187H209ZM221 186V187H220ZM227 186V189H225ZM248 186V187H246ZM8 187V188H7ZM22 187V189H21ZM74 187V188H73ZM76 187V188H75ZM82 187V188H81ZM98 187V188H97ZM151 187V188H150ZM176 187V188H175ZM182 187V189H185V193H187L186 191H188V194H197L200 195L199 197H203V195H205V190L207 189V187L209 189L212 190L213 195L216 196V201H214L215 199H213V203L218 204L221 201H228L231 204L234 205H238L242 208V210H245L247 213L244 214V216L241 215H236L233 216L231 215V218L229 217V219H225V222L227 220V222L222 225V223H213V224H206L208 222H204L201 221V223L199 221H194V222H190L191 225L189 224V226L185 225V224H181L180 225L176 222V218L175 216H173L172 213H164V211L161 210V208L163 209H175L176 205H177V195L180 196L181 192L184 193V189L180 190L179 188ZM189 187V188H188ZM12 188V189H11ZM16 188V189H15ZM49 190H48V189ZM58 188L60 190H58ZM64 188L65 191H63L62 189ZM69 188V189H68ZM72 188V189H71ZM78 188V190H77ZM127 188V189H125ZM144 188V190H142ZM146 188V189H145ZM158 188L160 189V191L158 190ZM187 188V189H186ZM206 188V189H205ZM230 188V189H229ZM244 188V189H243ZM261 190H260V189ZM9 190L8 192H5L4 194V190ZM45 189V191L43 190ZM80 189V191H79ZM96 189V191L94 190ZM176 189V190H175ZM180 191H179V190ZM193 189V190H192ZM233 189V190H232ZM240 189V190H239ZM250 189V190H249ZM5 190V191H6ZM20 192V195L18 191ZM82 190V191H81ZM93 190V191H90ZM154 190V191H153ZM164 190V191H162ZM170 190V191H169ZM192 190V192H191ZM230 190L229 193H227ZM246 190V191H245ZM255 190V191H254ZM260 190V191H259ZM23 191V193H22ZM62 191V192H61ZM90 193H89V192ZM101 191V192H100ZM137 191V192H136ZM142 191V192H141ZM159 191V192H158ZM173 191H177L175 193H173ZM200 191V192H199ZM202 191V192H201ZM253 192V193H249V192ZM17 192V194L15 193ZM25 192V193H24ZM54 192V193H53ZM69 194H67V193ZM86 192V193H85ZM98 192V193H97ZM241 192V193H240ZM6 195L5 199H2V197L4 198L5 196L1 195V194ZM10 193V194H9ZM12 193L14 194L12 195ZM27 193V194H26ZM44 193V194H43ZM56 193V194H55ZM66 197L65 196V194ZM94 193V194H93ZM107 193V194H106ZM168 193H172V196L168 197ZM9 194V195H8ZM23 194V195H22ZM27 196V198L25 197V195ZM30 194V195H28ZM64 195L62 197V195ZM74 194V195H73ZM91 194V195H88ZM98 194V195H97ZM102 194V195H101ZM113 194H115L113 196ZM140 194V195H139ZM148 194V195H147ZM157 194V195H156ZM163 194V195H162ZM187 194V195H188ZM8 195V196H7ZM10 195L13 197H17V198H12L10 201ZM76 195V196H75ZM88 195V197H87ZM97 195V196H96ZM108 195V196H107ZM142 195V196H141ZM148 197L146 198L145 197ZM176 195V196H175ZM247 195V196H246ZM19 196H21L20 198L24 197L25 199H20ZM48 196V197H47ZM73 196V197H72ZM75 196V197H74ZM92 196V197H91ZM99 196V197H98ZM103 199H101L100 198ZM125 196V197H124ZM140 196V197H139ZM244 196V197H243ZM258 196V197H257ZM31 197V198H30ZM66 197V198H64ZM107 197V198H106ZM136 197V198H135ZM170 197L172 199H170ZM175 197V198H174ZM33 198V199H32ZM78 198L81 200H78ZM92 198V199H91ZM126 198V199H125ZM141 198V201H139ZM147 200H146V199ZM150 198V199H149ZM14 199V200H13ZM20 199V201H19ZM70 199L71 202L69 201ZM75 201H74V200ZM116 199V200H115ZM119 202H118V200ZM121 199V201H120ZM143 199V200H142ZM153 199V200H152ZM157 199L159 201H157ZM168 199V200H167ZM230 199V201H229ZM6 200V201H5ZM16 200H18V202H16ZM38 203H37V201ZM91 200V201H90ZM105 200V201H104ZM156 200V201H155ZM239 200V201H238ZM260 200V202H259ZM15 203H14V202ZM24 203L22 204L21 203ZM26 201V202H25ZM33 201V202H32ZM35 201V202H34ZM40 201V202H39ZM69 201V202H68ZM74 201V202H73ZM79 206L76 203H79ZM118 202L115 203V202ZM176 201V202H175ZM232 201V202H231ZM248 201V202H247ZM8 204H7V203ZM10 202V203H9ZM56 202V203H55ZM84 202H92L94 203V205H92L93 207H85ZM122 202V203H121ZM175 202V203H174ZM25 203L27 204L26 207L24 206ZM32 203V204H31ZM35 203L39 206L40 208H36L37 206L35 205ZM46 203V204H44ZM59 203V204H58ZM83 203V206H81ZM146 205H145V204ZM156 203V204H155ZM7 204V205H6ZM21 206H20V205ZM76 204V206H75ZM91 204V203H90ZM95 204L97 207H95ZM111 204H113L111 206ZM142 204V205H141ZM144 204V205H143ZM30 205V206H28ZM51 205V207H50ZM54 205V206H53ZM56 205V206H55ZM115 205V206H114ZM117 205V207H116ZM119 205V206H118ZM129 205V206H128ZM157 205V206H156ZM175 205V207L173 206ZM257 205V206H256ZM8 206V207H7ZM27 208L28 210L32 211V208L34 209L33 206H35V211L37 213L34 212H26L28 211L27 209H24V207ZM49 206V207H48ZM59 206V207H58ZM68 206V207H67ZM75 206V207H74ZM111 206V207H109ZM125 206V209L127 207V211L125 209H121V207ZM142 206V207H141ZM260 206V207H259ZM262 206V207H261ZM54 209H53V208ZM79 207V208H77ZM85 207V208H84ZM101 207V210H100ZM107 207V208H106ZM109 207V208H108ZM120 207V208H119ZM133 207V208H132ZM10 208V209H8ZM73 208V209H72ZM75 208V210H74ZM77 208V209H76ZM88 208V209H87ZM112 208V209H111ZM117 211H116V209ZM129 208V210H128ZM132 208V209H131ZM251 208V209H250ZM4 209V210H3ZM8 209V211H6ZM12 209L14 213L12 212ZM36 209H38L39 211H37ZM61 209V210H60ZM84 209V210H83ZM94 209V210H93ZM115 209V210H114ZM131 209V211H130ZM148 209V210H147ZM26 210V211H25ZM59 210V211H58ZM122 210H125L124 212ZM146 210V211H145ZM241 210V211H242ZM249 210V211H248ZM16 211L18 213H16ZM23 211L24 215H23ZM54 211V212H53ZM69 212V213H65V212ZM91 212L90 213H88ZM97 211V212H96ZM104 211V212H102ZM122 211V212H121ZM136 213V215H131L133 214V212ZM9 214H8V213ZM58 212V213H56ZM61 212V213H59ZM110 212V213H109ZM120 212V213H119ZM129 212V214H128ZM161 212V213H160ZM256 212V213H255ZM20 213V214H19ZM27 213V215H25ZM29 213V214H28ZM34 213V214H33ZM39 213H43V214H39ZM57 215H55V214ZM151 213V214H150ZM254 213V214H253ZM261 213V214H260ZM8 214V215H6ZM11 214V215H10ZM15 214V215H14ZM74 214V215H73ZM86 214V215H84ZM90 214V216L88 215ZM109 214H111L109 216ZM171 216H169V215ZM252 214V215H251ZM260 214V215H258ZM30 215V216H29ZM32 215V216H31ZM36 215V217H35ZM58 217V218H56ZM80 215V216H79ZM84 215V216H83ZM167 215V216H166ZM13 216V217H12ZM24 216L25 218L21 217ZM27 216V217H26ZM54 216V217H52ZM71 216V217H69ZM79 216V218H78ZM131 216V218H130ZM142 216V217H141ZM250 216V217H249ZM8 217V219H7ZM21 217V218H20ZM31 217L33 221H31ZM40 219H39V218ZM48 217V218H46ZM61 217H64V219H62ZM67 217V218H66ZM69 217V218H68ZM74 217V218H72ZM89 217V218H87ZM127 217V218H126ZM147 217V218H146ZM151 217V218H150ZM247 217V218H246ZM5 218V219H4ZM12 218V219H11ZM19 218V219H18ZM28 218V220H27ZM50 218V219H49ZM55 218V219H54ZM60 218V219H59ZM72 218V219H70ZM83 220H81V219ZM125 218V219H124ZM156 218V219H155ZM163 218V219H162ZM182 218V216H181ZM235 218V219H234ZM22 219V221H21ZM42 219V220H41ZM54 219V221H53ZM139 219V220H138ZM162 219V220H161ZM169 219V220H168ZM171 219V220H170ZM243 219V220H242ZM261 219V220H260ZM9 220V221H8ZM12 220V221H11ZM20 220V221H19ZM24 220V221H23ZM46 220V221H44ZM52 221V222H48V221ZM66 220V221H65ZM70 220V221H68ZM72 220V221H71ZM146 220V221H144ZM151 220V221H150ZM159 220V221H158ZM167 220V221H166ZM8 221V222H6ZM13 222L10 226V223ZM148 221V222H147ZM229 221V222H228ZM239 222L238 224L236 223ZM60 222V223H59ZM67 222V223H65ZM71 222V223H69ZM73 222V223H72ZM85 222V224H84ZM99 222V224H98ZM162 222V223H161ZM167 222V223H166ZM170 222V223H168ZM175 225H173L174 223ZM198 222V224L196 223ZM203 222L205 224H203ZM247 222V223H246ZM249 222V223H248ZM253 222V223H252ZM9 223V225H8ZM21 223V224H19ZM23 223V224H22ZM35 223V225H34ZM101 223V224H100ZM124 223V224H123ZM126 223V224H125ZM130 223V224H129ZM138 223V224H137ZM142 223V224H141ZM152 223V224H151ZM164 223V224H163ZM172 223V224H171ZM194 223V224H192ZM200 223V224H199ZM229 223V225H228ZM18 224V225H16ZM60 224V226H59ZM64 224V225H63ZM74 226H73V225ZM77 224V225H76ZM89 226H88V225ZM123 224V225H122ZM137 224V225H136ZM151 224V225H150ZM177 224V225H176ZM240 224V225H239ZM13 225V226H12ZM22 225V227L20 226ZM30 225V226H29ZM53 225V226H52ZM58 225V226H57ZM66 225V226H65ZM72 225V226H71ZM86 225V226H85ZM101 225V226H100ZM124 225H127L124 226ZM131 225V227H130ZM146 225V226H145ZM164 225V226H163ZM196 225H199L198 227ZM201 225V226H200ZM207 225V226H206ZM210 225V226H208ZM247 225V226H246ZM255 225V226H254ZM18 226V227H17ZM32 226H34L32 228ZM45 226V227H44ZM71 228H69V227ZM96 226V227H95ZM124 226V227H121ZM129 226V228H128ZM143 226V227H142ZM185 227L182 229V227ZM191 226V227H190ZM223 226V227H222ZM232 228H231V227ZM253 227L254 226V230L256 231L255 236L254 235H250V237L246 236L247 231L249 229V227ZM262 226V227H261ZM10 227H13L10 228ZM18 228L16 230V228ZM29 227V228H28ZM51 227V228H50ZM82 227V229L80 228ZM86 227V228H85ZM90 229H88V228ZM101 227V228H99ZM136 227V228H135ZM142 227V228H141ZM157 227V228H156ZM167 227V228H166ZM177 227V228H176ZM193 227V228H192ZM201 227V228H200ZM206 227V229L204 228ZM208 227H211L208 229ZM9 228V229H8ZM24 228V229H23ZM56 228V229H55ZM58 228V229H57ZM104 228V229H103ZM107 228V229H106ZM127 230H126V229ZM131 228V229H130ZM155 228V229H154ZM164 228V229H163ZM173 228V229H172ZM204 228V229H203ZM214 228V229H213ZM226 228V229H224ZM248 228V229H247ZM21 229V230H20ZM32 229V230H31ZM38 229V230H37ZM84 229V231H83ZM96 229V230H95ZM103 229V230H101ZM123 229V230H122ZM151 229V230H150ZM160 229H162V231H160ZM174 230L171 231L173 233L170 232V230ZM188 229V230H187ZM200 229V230H199ZM216 229V231H215ZM241 229V230H240ZM246 229V230H245ZM2 230V231H1ZM12 230V231H11ZM15 230V231H14ZM28 231V235L30 236L29 238H27L28 236L25 237V232ZM33 232H31V231ZM42 230V231H41ZM67 233H65L64 232ZM73 230V231H72ZM78 230V232H77ZM92 230V232H91ZM105 230V232H104ZM122 230V231H121ZM125 230V231H124ZM132 230V231H131ZM138 230V231H137ZM140 230V231H139ZM183 232V235L180 233ZM194 231L191 232V231ZM227 230V231H226ZM232 232L231 233H228ZM235 230V231H234ZM258 230V231H257ZM10 231V232H9ZM18 231V233H16ZM35 231H36V235H35ZM48 231V233H47ZM52 231H55L58 236L56 235V233L54 234ZM62 231V232H60ZM68 231V232H67ZM86 231V232H85ZM101 231V233H100ZM103 231V232H102ZM116 231V233H115ZM124 231V232H123ZM131 231V232H130ZM136 231V232H135ZM155 231V232H154ZM169 231L171 233V237L170 234H168ZM246 233H245V232ZM7 232V233H6ZM13 232V233H12ZM24 232V233H23ZM31 232V233H30ZM64 232V233H63ZM80 232V233H79ZM89 232V233H88ZM111 232V233H110ZM122 232V233H121ZM126 232H130L127 233V236L125 235ZM139 234H136V233ZM158 232V233H157ZM160 232V233H159ZM167 232V233H166ZM178 232V233H177ZM192 236H191V234ZM196 232V233H195ZM204 232V233H203ZM225 232V234H224ZM24 234L23 235H21ZM45 233V235H44ZM76 233V235L74 234ZM79 233V234H78ZM88 233V236H87ZM96 233V234H95ZM121 233V234H120ZM125 233V234H124ZM149 233V234H148ZM164 233V234H163ZM189 233V234H188ZM213 233V234H212ZM33 236H32V235ZM43 234V235H42ZM61 234V235H60ZM65 234V235H63ZM70 234V235H69ZM84 234V235H83ZM100 234V235H98ZM104 234H107L108 237H106L107 235L104 236ZM141 234V235H140ZM147 234V235H146ZM172 234H174L175 236H173ZM182 236H180V235ZM16 235V237H15ZM27 235V234H26ZM55 235V236H54ZM74 235V236H73ZM110 235H112L110 237ZM143 235V236H142ZM145 235V236H144ZM207 235H209L210 238L207 237ZM223 235H227L226 237ZM245 235V236H244ZM10 236V238H9ZM39 239H35L33 241V239L36 237ZM49 236V237H47ZM70 236V238L72 239V241H70L71 239L68 237ZM80 236V238H79ZM84 238H81L83 237ZM91 236H93L94 238L96 237V239L94 240V238H92ZM116 236V238H115ZM124 236V237H123ZM140 236V237H139ZM147 236V237H146ZM149 236V238H148ZM17 237H19L18 239H16ZM24 237V238H23ZM32 237V238H31ZM67 239V240H62V239ZM76 237V239L74 238ZM105 237V238H104ZM126 237V238H125ZM152 237V239L150 238ZM175 237V238H173ZM185 237V238H184ZM206 239L205 240H202ZM254 237V238H253ZM43 238V239H42ZM44 238H46L44 240ZM53 238V239H52ZM98 238V239H97ZM109 238V239H108ZM115 238V239H113ZM122 240H121V239ZM140 238V239H139ZM145 238V239H144ZM147 238V240H146ZM165 240H164V239ZM169 238H171L169 240ZM182 238V239H181ZM195 238V239H194ZM249 238V239H247ZM263 238V239H262ZM11 241H10V240ZM20 239V240H19ZM32 241H31V240ZM57 239V240H56ZM59 239V240H58ZM94 241H93V240ZM106 239V240H105ZM109 243H108V241ZM113 239L115 244L113 241L111 240ZM118 239V240H117ZM151 239V240H150ZM156 239V240H155ZM161 239V240H159ZM163 239V241H162ZM226 241H225V240ZM246 239V240H245ZM15 240V241H13ZM29 240V241H28ZM53 240V241H52ZM62 240V241H61ZM82 240V241H81ZM91 242H90V241ZM121 240V242L119 241ZM125 240V241H124ZM149 240V241H148ZM159 240V241H158ZM173 240V241H172ZM8 241V242H5ZM19 241V242H17ZM23 241V242H21ZM26 241V242H25ZM31 241V242H30ZM45 241V242H44ZM47 241V242H46ZM68 241V242H65ZM70 241V242H69ZM74 241V242H73ZM88 241V242H86ZM104 241V243L102 242ZM107 241V242H106ZM151 241V242H150ZM157 241V243L155 242ZM175 241V242H174ZM179 241H181V243H179ZM204 241V242H203ZM211 241V242H210ZM229 241V243H228ZM252 241V242H251ZM13 242V243H12ZM29 242V243H28ZM35 242V243H33ZM39 242V244L37 243ZM41 242V243H40ZM48 242L52 243V244H57L58 247H56L57 245L54 244L51 245L50 243L47 244ZM59 242V243H58ZM64 244H63V243ZM72 242V243H71ZM106 242V243H105ZM112 242L114 243L112 245ZM119 242V243H118ZM123 242V243H122ZM125 242V243H124ZM127 242V243H126ZM139 242V243H137ZM140 242H142L143 244H141ZM165 242V243H164ZM210 242V243H209ZM233 242V243H232ZM248 242L250 244H248ZM28 243V244H27ZM45 243V244H44ZM86 243V244H85ZM98 243V244H97ZM146 243V244H144ZM153 243V244H151ZM161 243V244H160ZM189 243V244H188ZM219 243V244H218ZM222 243V244H221ZM226 243H228L229 245H233V247L239 248L237 249L240 253L234 254L232 252H222L219 251V248H222L226 245ZM244 243V244H243ZM6 244V246H5ZM9 246V245H12ZM41 244V246H40ZM60 244V245H59ZM85 244V245H84ZM96 244V245H95ZM100 244V245H99ZM103 244V245H102ZM109 244V245H108ZM119 244V245H118ZM156 244V245H154ZM164 244V245H163ZM191 244V245H190ZM224 244V245H223ZM16 245V246H15ZM39 245V246H36ZM48 245V246H47ZM88 245V246H87ZM91 245V246H90ZM94 245V246H93ZM111 245V247H110ZM134 245V246H133ZM141 245V246H140ZM149 247H148V246ZM167 245V246H166ZM205 245V246H204ZM231 245V246H232ZM250 245V246H249ZM15 246V247H14ZM36 246V247H35ZM51 246H53L51 248ZM85 246V247H84ZM93 246V247H92ZM107 248H106V247ZM109 246V248H108ZM145 246V247H144ZM210 246V247H209ZM219 246V247H218ZM3 247V249H2ZM17 247V248H16ZM20 247V248H19ZM67 247V249H66ZM72 247V248H71ZM88 247V248H86ZM103 247V248H102ZM105 247V248H104ZM121 247V248H120ZM126 247V248H125ZM147 247V248H146ZM154 247V248H153ZM158 247V248H157ZM176 247V248H175ZM182 247L183 251L185 252V256L179 257V258H175V256L172 255L173 249H180ZM216 247V248H215ZM251 247V248H250ZM30 248V249H29ZM43 248V249H42ZM61 248V249H60ZM64 248V249H63ZM110 248L113 250L111 253ZM123 248V249H122ZM128 248V249H127ZM149 248V249H148ZM164 248V249H163ZM189 248V249H188ZM243 248V249H242ZM255 248V249H254ZM6 249V251H5ZM18 249L21 251H18ZM25 249L28 250L29 254H26L27 251L25 252ZM32 249H37V250H32ZM39 249V251H38ZM71 249V250H70ZM107 249V250H105ZM117 249V252L116 250ZM120 249V250H118ZM170 252H168L167 251ZM210 249V250H209ZM215 249V250H214ZM2 250V251H1ZM13 250V251H10ZM17 250V251H16ZM41 250V251H40ZM43 250V251H42ZM47 252H45V251ZM53 250H58V251H54ZM81 250V251H80ZM106 252H105V251ZM115 250V251H114ZM131 250V251H130ZM158 250V251H157ZM236 250V251H237ZM247 250V251H246ZM249 250V251H248ZM32 251V252H30ZM70 253H69V252ZM91 251V252H90ZM94 251V252H92ZM98 251V252H97ZM119 251V252H118ZM129 251L131 253H129ZM137 251V252H136ZM163 251V252H162ZM167 251V252H166ZM210 251V252H209ZM212 251V252H211ZM6 252V253H5ZM12 252V253H11ZM20 252V253H19ZM51 252V253H50ZM65 252V254H69V256L67 255L66 257L64 256L65 254H63ZM74 252V253H73ZM78 252H81L78 253ZM116 252V253H115ZM122 252V253H121ZM145 252V253H144ZM160 252V253H158ZM235 252V251H234ZM248 252V253H247ZM250 252V253H249ZM252 252L254 254H252ZM10 253V254H8ZM22 253V254H21ZM32 255V259L30 258ZM33 253V254H32ZM76 253V254H75ZM78 253V254H77ZM86 255V257L83 255ZM98 253V254H97ZM128 253V254H127ZM144 253V254H143ZM166 255H163L165 254ZM4 254V255H3ZM8 254V255H7ZM12 254V256H11ZM26 254V255H25ZM117 254V255H116ZM132 254V255H131ZM153 254V255H152ZM163 257H162V255ZM18 255V256H17ZM24 255V256H23ZM47 257H46V256ZM77 255V256H75ZM79 255V256H78ZM101 255V256H100ZM107 255V256H106ZM114 255V256H113ZM127 255V256H126ZM129 255V257H128ZM49 256V257H48ZM83 256V258H82ZM92 256V257H91ZM100 256V257H99ZM111 256V258H110ZM132 256V257H131ZM140 256V257H138ZM3 257V258H2ZM5 257H8L5 259ZM34 257V258H33ZM46 257V258H45ZM76 257V258H75ZM85 257V258H84ZM89 257V258H88ZM103 257V258H101ZM147 257V258H146ZM157 257V258H156ZM172 257V258H171ZM174 257V258H173ZM37 258V259H36ZM70 258V259H69ZM75 261H72V259ZM118 258V259H117ZM41 259V260H39ZM86 259V260H85ZM106 259V260H105ZM237 259V260H236ZM3 260H5L3 262ZM10 260V263L9 261ZM39 260V261H38ZM68 260V261H67ZM97 260V262H96ZM143 260V261H141ZM188 262H187V261ZM244 260V261H243ZM7 261V262H6ZM35 261H37L35 263ZM42 261V262H40ZM46 261V262H45ZM71 261V262H70ZM85 261V262H84ZM94 261V262H93ZM111 261V262H110ZM183 261V262H182ZM34 262V263H33ZM40 262V263H39ZM134 262V263H133Z\"/></svg>",
	"mask_w": 264,
	"mask_h": 264
}]
</instances>
